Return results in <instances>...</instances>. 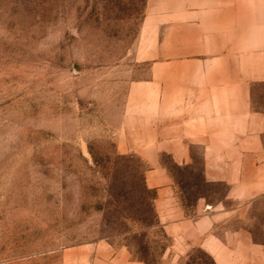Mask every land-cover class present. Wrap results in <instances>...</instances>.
Returning a JSON list of instances; mask_svg holds the SVG:
<instances>
[{
  "label": "rangeland",
  "instance_id": "rangeland-1",
  "mask_svg": "<svg viewBox=\"0 0 264 264\" xmlns=\"http://www.w3.org/2000/svg\"><path fill=\"white\" fill-rule=\"evenodd\" d=\"M149 4L0 0V264H109L117 254L126 264H209L166 233L146 185L151 166L134 146L136 130L165 116L139 89L167 60L166 29L150 26ZM239 7L264 24V0ZM250 91L264 113V83ZM158 166L188 216L199 198L235 205L225 185L204 182L200 158L178 167L161 154ZM232 226L261 242L264 197Z\"/></svg>",
  "mask_w": 264,
  "mask_h": 264
},
{
  "label": "crops",
  "instance_id": "crops-1",
  "mask_svg": "<svg viewBox=\"0 0 264 264\" xmlns=\"http://www.w3.org/2000/svg\"><path fill=\"white\" fill-rule=\"evenodd\" d=\"M239 2L150 0L147 21L166 29L161 51L167 60L155 64L151 81L139 89L149 95L150 112L165 116L153 119L141 137L136 130L134 140L151 166L146 185L156 191L154 207L166 233L178 247L197 246L214 264H264V226L263 242L232 226L244 204L264 197V113L252 108L250 91L264 83V51L258 48L264 39L255 43L256 36L264 38V24L255 26ZM161 154L178 167L200 158L204 181L225 185L224 200L235 205L199 198L188 216L172 178L158 166ZM127 261L117 254L109 264Z\"/></svg>",
  "mask_w": 264,
  "mask_h": 264
},
{
  "label": "trees",
  "instance_id": "trees-1",
  "mask_svg": "<svg viewBox=\"0 0 264 264\" xmlns=\"http://www.w3.org/2000/svg\"><path fill=\"white\" fill-rule=\"evenodd\" d=\"M204 182H205V181H204ZM205 183H206V182H205ZM207 184H208V183H207ZM179 203L182 205V208H183L184 211L186 212L188 206H186V204H183L181 200H179ZM207 259H208V258H207ZM190 260H191V259H190ZM208 262H209V264H213L211 258L208 259ZM145 264H147V263H145ZM188 264H189V263H188ZM191 264H194V261H193V260L191 261ZM196 264H197V263H196Z\"/></svg>",
  "mask_w": 264,
  "mask_h": 264
}]
</instances>
